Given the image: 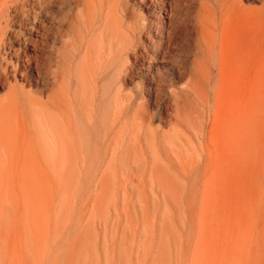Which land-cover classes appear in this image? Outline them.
<instances>
[{
    "label": "rangeland",
    "instance_id": "374dc122",
    "mask_svg": "<svg viewBox=\"0 0 264 264\" xmlns=\"http://www.w3.org/2000/svg\"><path fill=\"white\" fill-rule=\"evenodd\" d=\"M68 1L42 17L39 36L23 13L4 30L1 50L12 62L30 39L40 43V59L51 57L49 85L56 72L61 79L63 56L73 57V109L59 117L71 124L61 137H51L41 116L0 111V264H264V0H235L222 33L210 30L222 40V64L201 68L197 15L212 0H102L101 13L98 0ZM68 14L73 32L64 35L58 23ZM111 17L114 37L100 32ZM8 83L34 97L43 88L9 77L0 99Z\"/></svg>",
    "mask_w": 264,
    "mask_h": 264
},
{
    "label": "bare ground",
    "instance_id": "6f19581e",
    "mask_svg": "<svg viewBox=\"0 0 264 264\" xmlns=\"http://www.w3.org/2000/svg\"><path fill=\"white\" fill-rule=\"evenodd\" d=\"M30 1L31 0H0V33H2V37H0V81L1 82H4L5 81V83H6V81H8V78L9 77H12L13 79H16L17 77H19V79L20 80H23L24 82L26 81L27 83V85L29 86V87H33L34 86V84L35 85H37V84H39V83H41V85H42V89H39V91H38V95H39V97H34V96H30V95H28V94H26L25 92H24V88H23V86L21 87V86H17L15 83L14 84H10V83H8V84H10L9 85V88H8V90L6 91V94H5V98L4 99H0V111L2 112H5V113H14L15 115H18V114H20V115H24V114H26V111L28 112V114H30V116H31V118H34V117H40L41 116V121H42V126H44L45 128H47L49 131H51V135H56V136H58V137H61V135L63 134V132L65 131V129L63 128L65 125L67 126V125H71L70 124V122H68V119L65 121V122H63V121H61V118L62 117H66L67 115H69L70 113H72L71 111H72V109H71V105H72V103L70 102V100H69V90H68V85H67V78L69 77V75H71V63H72V58L69 56V55H64L63 56V60H62V62H61V60L59 61V62H61L62 64V68H61V75H60V80L57 82V75L59 74V73H55V75H54V79H53V83L52 84H48V82H49V80H50V78H51V76L53 75V72H50L49 71V69H46L45 68V64L46 63H49L50 64V61H51V57H47V58H44L43 60H41L40 59V56H39V54H38V50H39V47H40V43L39 42H37L36 41V39L34 40V39H30V41H31V43H30V45H31V48L30 47H21V48H19V49H16L15 51H14V55H15V62H12L11 60H12V58H11V56L13 55H10V53L8 54V55H4V53H3V51L1 50V47L4 45V43H5V31L4 30H6L7 29V27L9 26V23H12V22H14L15 21V18H16V15H18L19 13H23V15H24V17L27 19V30H29V31H31L32 33H35V34H37L38 36L40 35V32H42V31H46V27H45V25H44V21L42 20L43 18L42 17H45V18H49L50 19V17L52 16V12L55 10L54 9V7H55V3L57 2V3H61L63 6L65 5L66 7L67 6H69V5H67V3L69 2L68 0H32L33 2H36V4H35V6L36 7H34L35 9L34 10H30V9H27V6H28V4L30 5ZM68 1V2H67ZM71 1V0H70ZM96 1V0H95ZM151 1V0H150ZM153 1V0H152ZM152 1H151V3H152ZM164 1L165 0H161V3H164ZM177 1V0H176ZM82 2V1H81ZM101 2H102V0H98V11L101 13V10L103 11V8H102V4H101ZM139 2V1H138ZM172 2H173V0H172ZM171 1H170V3H172ZM32 3V2H31ZM75 3V2H74ZM142 4H143V1L141 2ZM155 3V2H154ZM76 4V3H75ZM83 4H84V2H83ZM141 4V5H142ZM175 4H177V2L175 3ZM32 5V4H31ZM76 5H78V4H76ZM165 5V4H164ZM190 5V4H189ZM236 5V1L235 0H212V5L210 6V7H207V8H205L204 10H203V12H199L198 13V20H197V26H198V33H199V38H200V40H201V42H203V46H204V52L206 51V53H202V51L203 50H201V54H202V56H203V64L201 63V62H198L197 63V65H196V68H201V67H203V65L205 64V65H212V66H215L216 65V63H218L219 65H221L222 64V58L221 57H223L224 56V53H223V49H222V45H221V43H222V40H221V38H220V35H218V36H215V35H211V31H218V32H221L223 29H224V27L226 26V21H227V19L230 17V15H231V11L234 9V6ZM70 6H71V4H70ZM86 6H87V8H88V10H90L91 9V3L90 2H86ZM153 6V5H152ZM175 6V5H174ZM139 7V6H138ZM165 7V6H164ZM170 7V6H169ZM54 9L53 11L51 10V9ZM69 8V7H68ZM68 8H66V10L68 9ZM84 8H85V6H84ZM95 8V7H94ZM94 8H92V9H94ZM102 8V9H101ZM106 8V7H105ZM65 10V11H66ZM68 11V10H67ZM69 11H70V8H69ZM140 11V10H139ZM153 11V10H152ZM167 11V10H166ZM165 11V12H166ZM85 12H86V10H85ZM96 12H97V10H96ZM96 12H95V14H96ZM104 12V11H103ZM160 12V10H158V13ZM162 12H163V10H162ZM58 13V12H57ZM56 13V14H57ZM64 13H66V12H64ZM105 13H106V11H105ZM149 13V12H148ZM180 13V12H179ZM56 14H55V16H56ZM172 14V13H171ZM92 15H93V13H92ZM105 15V14H104ZM157 15V14H156ZM169 15V14H168ZM54 16V15H53ZM64 16V15H63ZM106 16H107V14L105 15V18H106ZM108 16H109V14H108ZM159 16V15H158ZM110 17V16H109ZM142 17V16H141ZM164 17V16H163ZM166 17H167V15H166ZM165 17V18H166ZM175 16H173V18H174ZM54 18V17H53ZM101 18V17H100ZM162 18V17H161ZM170 18H172V17H170ZM52 19V18H51ZM159 19H160V16H159ZM53 20V19H52ZM102 20V19H101ZM103 20H104V18H103ZM156 20H158L157 18H156ZM174 20V19H173ZM175 20H177V18L175 19ZM86 21H87V18H86ZM109 21H111V24H112V26L110 25V22ZM113 20H112V17H111V19L109 18V20H108V22H109V25H105L104 24V26H103V28L100 30V32H103L104 31V29L106 28V30L107 29H109L111 32H110V34H111V37H114L115 36V31H114V29H115V26H113V25H115V24H113V22H112ZM171 21V20H170ZM170 21H168V22H170ZM54 22V21H53ZM55 22H56V20H55ZM59 22V21H58ZM91 22V21H90ZM93 22V21H92ZM97 22H98V19H97ZM228 22V21H227ZM230 22V21H229ZM85 23V22H84ZM103 23V22H102ZM145 23H147V22H145ZM174 23L175 22H173V25H174ZM97 24V23H96ZM171 24V23H170ZM58 25L60 26V27H62V26H65L66 25V30L65 31H63V34L64 35H67L68 34V32H73V23H72V17L71 16H69V14H68V17H67V20H61L59 23H58ZM89 25H91V28H90V30H93L94 29V27H93V24L91 23V24H89ZM101 26H102V24H100ZM147 25V24H146ZM157 25H159V24H157ZM162 25H163V23H162ZM161 25V26H162ZM183 25V24H182ZM227 25H228V23H227ZM160 26V25H159ZM79 27V26H78ZM139 27V26H138ZM173 27V26H172ZM174 27H175V25H174ZM182 27V26H181ZM26 28V27H25ZM77 28V27H76ZM101 28V27H100ZM158 28V26L156 27V29ZM163 28V27H162ZM169 28V27H168ZM167 28V29H168ZM178 29H179V23H178V27H177ZM176 28V29H177ZM81 29V28H80ZM143 29V28H142ZM161 29V28H160ZM171 29V28H170ZM226 29V28H225ZM77 30V29H76ZM79 30V29H78ZM77 30V31H78ZM83 30H86L85 28H83ZM89 30V29H88ZM124 30V29H123ZM181 28H180V31L179 30H177V31H179V33L181 32ZM193 30V29H192ZM197 30V29H196ZM211 30V31H210ZM26 31V30H25ZM80 31V30H79ZM97 32H98V30H96ZM121 31V30H120ZM156 31V34H157V30H155ZM164 31H166V30H164ZM168 31V30H167ZM166 31V32H167ZM86 32V31H85ZM96 32V33H97ZM123 32V31H122ZM130 32V31H129ZM132 32V31H131ZM142 32V31H141ZM144 32H145V30H144ZM185 32V31H184ZM184 32H183V34H184ZM74 33H75V31H74ZM90 33V32H89ZM153 33V32H152ZM159 33V32H158ZM174 33V36L175 35H178V32H177V34L175 33V32H173ZM182 33V32H181ZM186 33V32H185ZM197 33V32H196ZM222 33V32H221ZM44 34V33H43ZM82 34H83V32H82ZM136 34V33H135ZM140 34V33H139ZM163 34V33H162ZM165 34V33H164ZM169 34V33H168ZM168 34H167V36H168ZM220 34V33H219ZM68 35H70V34H68ZM120 35H121V33H120ZM128 35V34H127ZM134 35V34H133ZM155 35V34H154ZM172 35V34H171ZM170 35V36H171ZM194 35V34H193ZM1 36V35H0ZM95 36V35H94ZM139 36H141V35H139ZM151 36H152V34H151ZM166 36V37H167ZM181 37H182V35H180ZM186 36H187V33H186ZM186 36H185V38H186ZM96 37V36H95ZM117 37H119V35L117 36ZM121 37V36H120ZM147 37V36H146ZM145 37V38H146ZM150 37V36H149ZM148 37V38H149ZM160 37V36H159ZM169 37V36H168ZM172 38H173V40H175V38L173 37V36H171ZM176 37V36H175ZM190 37V36H189ZM25 38V40H26V37H24ZM33 38V37H32ZM68 39L67 40H70V37H67ZM94 38V37H93ZM170 38V37H169ZM66 39V38H65ZM81 39V38H80ZM118 39V38H117ZM142 39V38H141ZM147 39V38H146ZM158 39H160L161 40V38H158ZM179 40H180V37L178 38ZM182 39V38H181ZM191 39V38H190ZM189 39V40H190ZM25 40H24V42H25ZM82 40V39H81ZM145 40V39H144ZM157 40V39H156ZM160 40H158L159 42H161ZM29 41V42H30ZM142 41H143V39H142ZM150 41H151V38H150ZM166 41V40H165ZM170 41V40H169ZM172 41V40H171ZM170 41V43H172ZM185 42V40H182V42ZM77 42V41H76ZM175 42V41H174ZM180 42V41H179ZM178 42V44H182V42H180L179 43ZM200 42V41H199ZM200 42V43H201ZM69 43V42H68ZM68 43H66V47H67V45H68ZM73 43V42H72ZM94 43H95V41H94ZM133 43V42H132ZM19 44V43H18ZM26 44V43H25ZM29 44V43H28ZM79 44V43H78ZM150 44V43H149ZM153 44V43H152ZM160 44V43H159ZM165 44H166V42H165ZM173 44V43H172ZM175 44V43H174ZM178 44H176L177 45V47H178ZM184 44V43H183ZM202 44V43H201ZM70 45H71V43H70ZM74 44H72V46H73ZM94 45V44H93ZM129 45H132V44H129ZM135 45V44H134ZM157 45V44H156ZM171 45V44H170ZM22 46H24V45H22ZM75 46H76V44H75ZM155 46V45H154ZM161 46V45H160ZM169 46V45H168ZM18 47V46H17ZM130 47V46H129ZM137 47V46H136ZM152 47V46H151ZM162 47H164V44H163V46ZM165 47H166V45H165ZM164 47V48H165ZM180 47H183V46H180ZM68 48V47H67ZM71 48V47H70ZM76 48V47H75ZM80 48V47H79ZM96 47H95V45H94V49H95ZM119 48H120V46H119ZM133 48H134V46H133ZM138 48V47H137ZM144 48V47H143ZM154 48V47H153ZM163 48V49H164ZM169 48V47H168ZM192 48V47H191ZM4 49V48H3ZM69 49V48H68ZM67 49V50H68ZM97 49V48H96ZM109 49H111L110 47H109ZM148 49H150L149 47H148ZM178 48H176V50H177ZM215 49H218V51H219V54H220V59L216 62L214 59H212L211 61H209V56H212L213 55V51L215 50ZM28 50L31 52V53H33V55H31V56H29V55H27L26 53L28 52ZM105 50V49H104ZM140 50H142V49H140ZM156 50V49H155ZM159 50V49H158ZM158 50H157V52H158ZM63 51V50H62ZM75 51V50H74ZM98 51V50H97ZM100 51V50H99ZM128 51V50H127ZM139 51V50H138ZM151 51H152V49H151ZM167 51V50H166ZM173 51V49L171 50V52ZM180 51V50H179ZM61 52V51H60ZM72 52V51H71ZM93 51H91L90 53H92ZM102 52V51H101ZM101 52L99 53V54H101ZM150 52V51H149ZM154 52V51H153ZM162 52V51H161ZM168 52V51H167ZM67 53V52H66ZM78 53V52H77ZM95 53H96V51H95ZM105 53V52H104ZM146 53H147V51H146ZM152 53V52H151ZM6 54V53H5ZM73 54V53H72ZM98 54V55H99ZM108 54H110V53H108ZM114 54V53H113ZM164 54L166 55V53H165V51H164ZM164 54H162V55H164ZM205 54L206 55H208V59L205 57ZM160 55H161V53H160ZM160 55H158V57L160 56ZM188 55V54H187ZM61 56V54L59 53V57ZM109 55H107L106 56V59H107V57H108ZM112 56V55H111ZM115 56V55H114ZM140 56V55H139ZM146 56H148V54L146 55ZM154 56V55H153ZM180 56H181V54H180ZM94 57V59L96 58L95 56H93ZM92 57V58H93ZM113 57V56H112ZM112 57H111V59H112ZM116 57V56H115ZM142 57V56H141ZM140 57V58H141ZM183 57V56H182ZM181 57V58H182ZM110 58V57H109ZM135 58V57H134ZM142 58H144V55H143V57ZM151 58H152V56H151ZM93 59V60H94ZM157 59V58H156ZM165 59V58H164ZM184 59V58H183ZM99 60V59H98ZM97 60V61H98ZM114 60V59H113ZM112 60V61H113ZM118 60V59H117ZM161 60H163V59H161ZM179 60V59H178ZM58 61V60H57ZM92 61V60H91ZM96 61V62H97ZM106 61V60H105ZM109 61V60H108ZM158 61H159V59H158ZM110 62V61H109ZM154 62H156V61H154ZM99 63V62H98ZM104 63V62H103ZM108 63V62H107ZM117 63V62H116ZM159 63H160V61H159ZM113 64V63H112ZM59 65V64H58ZM99 65V64H98ZM184 64L182 63V66H183ZM47 66V65H46ZM124 66V65H123ZM181 66V65H180ZM187 66H188V64H187ZM96 67V69H97V67L98 66H95ZM108 67V66H107ZM122 66H120V69H122L121 68ZM155 67V66H154ZM170 67H171V65H170ZM192 67V66H191ZM216 67V66H215ZM214 67V68H215ZM73 68V67H72ZM117 68V67H116ZM148 68V67H147ZM172 68H174V67H172ZM184 68V67H183ZM210 68V67H209ZM60 69V68H59ZM58 69V70H59ZM86 69V68H85ZM101 69V68H100ZM105 69V68H104ZM113 69V68H112ZM130 69V68H129ZM129 69H128V71H129ZM142 69V68H141ZM145 69V68H144ZM171 69V68H170ZM207 69V68H206ZM90 70L92 71V72H94L93 70H92V67L90 68ZM115 70V69H114ZM126 70V69H125ZM157 70V69H156ZM162 70H163V67H162ZM172 70V69H171ZM178 70V69H177ZM159 71V70H158ZM176 71V70H175ZM194 71V70H193ZM208 71V70H207ZM82 72V71H81ZM96 72H97V70H96ZM99 72H100V70H99ZM104 72V71H103ZM107 72V71H106ZM111 72V71H110ZM114 72V71H113ZM152 72V71H151ZM160 72V71H159ZM162 72V71H161ZM169 72H170V70H169ZM173 72V71H172ZM181 72V71H180ZM179 72V73H180ZM184 72H185V70H184ZM204 72V71H203ZM216 72V71H215ZM128 73V72H127ZM130 73H131V71H130ZM148 73V72H147ZM162 73H165V71L164 72H162ZM86 74V73H85ZM88 74V73H87ZM101 74V73H100ZM177 74H178V72H177ZM197 74V73H196ZM204 74V73H203ZM212 74V73H211ZM81 76H82V74H80ZM102 75V74H101ZM159 75V74H158ZM157 75V76H158ZM165 75V74H164ZM205 75V74H204ZM73 76V75H72ZM85 76V75H84ZM98 76V75H97ZM123 76V75H122ZM126 76V75H125ZM146 76H148V75H146ZM160 76V75H159ZM127 77H128V75H127ZM170 77V76H169ZM119 78V77H118ZM148 78V77H147ZM149 78H151V77H149ZM157 78V77H156ZM161 78V77H160ZM176 78H177V76H176ZM182 78V77H181ZM186 77L184 76L183 77V79H185ZM82 79H83V76H82ZM85 79V78H84ZM95 79V78H94ZM163 79V78H162ZM213 79H215V78H213ZM80 80H81V77H80ZM119 80V79H118ZM127 80V79H126ZM167 80V79H166ZM110 81V80H109ZM129 81V80H128ZM145 81V80H144ZM159 81V80H158ZM81 82V81H80ZM87 82V81H86ZM86 82L84 81V83L83 84H86ZM121 82V81H120ZM151 82V81H150ZM159 82H161V81H159ZM209 82V81H208ZM90 83H91V81H90ZM124 83V82H123ZM156 83L157 82H155V85H156ZM96 84V83H95ZM108 84H109V82H108ZM189 84V83H188ZM217 84H218V81H217ZM78 85V84H77ZM185 85H186V83H185ZM48 86H50V87H48ZM79 86H80V84H79ZM86 87H87V84L85 85ZM85 86H83L82 85V87H83V89L82 90H84V87ZM99 86V85H98ZM105 86V85H104ZM157 86V85H156ZM159 86V85H158ZM94 87V86H93ZM183 87H184V85H183ZM37 88V87H36ZM87 88H89V87H87ZM86 88V90L88 91V89ZM108 88V87H107ZM147 88V87H146ZM151 88V87H150ZM156 88V87H155ZM187 88V87H186ZM100 89V88H99ZM116 89V88H115ZM145 89V88H144ZM143 89V90H144ZM175 89V88H174ZM180 89V88H179ZM215 89V88H214ZM86 90L85 91H83V93L84 92H86ZM96 90V89H95ZM105 90V89H104ZM113 90V89H112ZM111 90V91H112ZM118 90H119V87H118V89H117V93H118ZM146 90V89H145ZM172 90V89H171ZM171 90L169 91V92H171ZM187 90V89H186ZM189 90V89H188ZM208 90H209V87H208ZM93 91H94V89H93ZM114 91V90H113ZM152 91V90H151ZM150 91V92H151ZM159 91V90H158ZM161 91V90H160ZM175 91V90H174ZM96 92V91H95ZM147 92H148V90H147ZM156 92H157V90H156ZM176 92V91H175ZM77 93V92H76ZM88 93V92H87ZM111 93V92H110ZM112 93H115V91L114 92H112ZM122 93V92H121ZM24 94H26V96H24ZM89 94V93H88ZM87 94V95H88ZM104 94V93H103ZM120 94V93H119ZM128 94V93H127ZM131 94V93H130ZM145 94V93H144ZM158 94V93H157ZM212 94V93H211ZM210 94V95H211ZM81 96H82V94H80ZM91 95V94H90ZM109 95V94H108ZM154 95V94H153ZM172 95H174L173 93H172ZM191 95H193V94H191ZM43 96V97H42ZM84 96V95H83ZM105 96H106V94H105ZM115 95H113L112 97H114ZM126 96H128V95H126ZM170 96V95H169ZM89 97L90 96H88V100H91V97H90V99H89ZM95 97V96H94ZM136 97V96H135ZM134 97V98H135ZM156 97H157V95H156ZM175 97V96H174ZM174 97H173V99H174ZM194 97H195V95H194ZM210 97V96H209ZM101 98V97H100ZM98 99H99V97H98ZM132 99V98H131ZM161 99V98H160ZM197 99V98H196ZM84 100H86V99H84ZM95 100V99H94ZM103 100V99H102ZM115 100H116V97H115ZM129 100V99H128ZM158 100V99H157ZM166 100H167V98H166ZM210 100V99H209ZM72 101V100H71ZM75 101V100H74ZM127 101V100H126ZM135 101V100H134ZM142 101V100H141ZM140 101V102H141ZM154 101V100H153ZM160 101V100H159ZM168 101H169V99H168ZM82 102V101H81ZM86 102V101H85ZM89 102V101H88ZM119 102V101H118ZM133 102V101H132ZM157 102V101H156ZM22 105H21V104ZM83 103H84V101L82 102V105H83ZM96 103V102H95ZM108 103V102H107ZM107 103H106V105H107ZM137 103V102H136ZM155 103V102H154ZM170 103L171 102H169V106H170ZM191 103H192V100H191ZM193 103H194V101H193ZM193 103H192V105H193ZM212 103V102H211ZM156 104V103H155ZM199 104H200V102H199ZM80 105H81V103H80ZM81 105V106H82ZM84 105H85V103H84ZM103 105H104V102H103ZM106 105H105V107H106ZM137 105H139V103H137ZM75 106V105H74ZM78 106H79V103H78ZM89 106H90V102H89ZM98 106H100V105H98ZM118 106V105H117ZM120 106V105H119ZM164 106V105H163ZM167 106H168V102H167ZM210 106V105H209ZM60 107V109L62 110V112L63 113H56V112H54L52 109H55V108H59ZM83 107V106H82ZM96 107V106H95ZM94 107V108H95ZM122 107H124V105H123V103H122V105H121V108ZM155 107V106H154ZM84 108H87L86 106L84 107ZM109 107L107 106V108H106V110L108 109ZM114 108V107H113ZM116 108V107H115ZM183 108V107H182ZM75 109V108H74ZM81 109V108H80ZM100 109V108H99ZM127 109V108H126ZM125 109V110H126ZM133 109H135V105H134V107H133ZM97 110V109H96ZM119 110V109H118ZM117 110V111H118ZM101 111V110H100ZM127 111V110H126ZM129 111V110H128ZM76 112V111H75ZM83 112V111H82ZM107 112V111H106ZM113 112H115V109H113ZM87 113V112H86ZM108 113V112H107ZM112 113V112H111ZM131 113V112H130ZM134 113V112H133ZM120 114V113H119ZM123 114H124V112H123ZM129 114V113H128ZM137 114V113H136ZM146 114H147V112H146ZM74 115V114H73ZM76 115V114H75ZM85 115V114H84ZM130 115V114H129ZM132 115V114H131ZM140 116H142L141 115V113L139 114ZM108 116V115H107ZM111 116V115H110ZM123 116V115H122ZM137 116H138V114H137ZM140 116H138L139 117V119H141V122H143L142 121V119L143 118H140ZM144 116V115H143ZM142 116V117H143ZM59 117H61L60 119H59ZM125 117V116H124ZM77 118V117H76ZM121 118V117H120ZM135 118H136V116H135ZM147 118H149V117H147ZM36 120H38L37 118H35ZM72 119V122H74V120H73V117L71 118ZM81 119V118H80ZM116 119V118H115ZM177 119H179L178 118V116H177ZM114 120V119H113ZM112 120V121H113ZM128 120V119H127ZM131 120V119H130ZM191 120V119H190ZM201 120V119H200ZM40 121V122H41ZM80 121V120H79ZM126 121V120H125ZM129 121V120H128ZM188 121V120H187ZM147 122V121H146ZM190 122V121H189ZM188 122V123H189ZM193 122V121H192ZM201 122V121H200ZM212 122V121H211ZM74 123H76V121L74 122ZM94 123V122H93ZM93 123H92V128H93ZM107 123V122H106ZM114 123V122H113ZM119 123V122H118ZM129 123H130V121H129ZM129 123H128V125H129ZM144 123V122H143ZM202 123V122H201ZM110 124H111V122H110ZM193 124V123H192ZM64 125V126H63ZM74 125V124H73ZM96 125H99V124H96ZM121 125V124H120ZM122 125H123V123H122ZM133 125V124H132ZM198 125H199V123H198ZM201 125V124H200ZM209 125V127H210V124H208ZM77 126V125H76ZM75 125L73 126L74 127V130H75V132H76V129L75 128H77L78 129V127H76ZM107 126H108V124H107ZM139 126V125H138ZM143 126V125H142ZM189 126V125H188ZM71 127V126H70ZM84 127V126H83ZM120 127V126H119ZM194 127V126H193ZM204 127V126H203ZM90 128V127H89ZM142 128V127H141ZM205 128V127H204ZM47 129H45V131L46 132H48V130ZM119 129V128H118ZM195 129V128H194ZM73 130V131H74ZM87 130V129H86ZM95 130V129H94ZM106 130H107V128H106ZM88 131V130H87ZM195 131H196V129H195ZM103 132V131H102ZM108 132V131H107ZM110 132V131H109ZM113 132V131H112ZM208 132V131H207ZM91 133H92V131H91ZM105 134H106V132H104ZM117 133H119V132H117ZM117 133H116V135H117ZM197 133H198V131H197ZM209 133V132H208ZM74 133H72V135H73ZM112 134V133H111ZM55 135L54 136H51V137H55ZM103 135V134H102ZM108 135V134H107ZM113 135H115V134H113ZM49 136H50V134H49ZM78 136L79 135H77V138H78ZM119 137H120V135H118ZM205 136H206V134H205ZM89 137V136H88ZM104 137H105V135H104ZM117 137V136H116ZM50 138V137H49ZM74 138V137H73ZM76 138V139H77ZM51 140H52V138H50ZM55 139V138H54ZM53 139V140H54ZM72 139V138H71ZM80 139V138H79ZM105 139V138H104ZM56 140H58V139H56ZM74 140V139H73ZM77 141H78V139H77ZM86 141V140H85ZM105 141V140H104ZM108 141V140H107ZM53 142V141H52ZM71 142V141H70ZM54 143V142H53ZM59 143H60V141H59ZM73 143H74V141H73ZM112 143H113V141H112ZM56 144H57V142H56ZM70 144V143H69ZM115 144V143H114ZM113 144V145H114ZM59 145H61V143L59 144ZM79 145H80V143H79ZM81 145H82V143H81ZM83 146V145H82ZM115 146V145H114ZM72 147V146H71ZM89 147V146H88ZM109 147H111V145L109 146ZM75 148H76V146H75ZM81 148V147H80ZM96 148V147H95ZM83 149V148H82ZM112 149V150H111ZM110 150L111 151H113V148H111ZM95 150V149H94ZM92 151V150H91ZM81 155V154H80ZM113 155V154H112ZM111 155V156H112ZM90 156V155H89ZM81 157H82V155H81ZM84 157V156H83ZM75 158V157H74ZM88 158V157H87ZM78 159H80V158H78ZM95 159V158H94ZM97 159V158H96ZM82 161V160H81ZM84 161V160H83Z\"/></svg>",
    "mask_w": 264,
    "mask_h": 264
}]
</instances>
